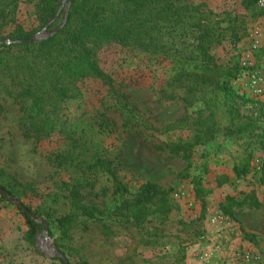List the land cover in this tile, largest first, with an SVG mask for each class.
<instances>
[{
  "label": "rangeland",
  "instance_id": "obj_1",
  "mask_svg": "<svg viewBox=\"0 0 264 264\" xmlns=\"http://www.w3.org/2000/svg\"><path fill=\"white\" fill-rule=\"evenodd\" d=\"M191 1L205 3L218 14L241 12L239 0ZM33 15L32 6L19 0L14 15L16 24L25 30L34 29L37 23ZM97 55L102 70L121 84L140 121L156 131L134 126V121L126 126L125 117L108 99L105 88L93 81L81 84V97L63 105L64 120L73 123L79 139L103 149V154L114 161L118 178L131 192L148 182L162 189L166 195L161 210L167 212H158L159 201L153 204V213L140 228L114 225L106 229L93 224L86 231L74 230L65 251L68 263L264 264L260 154L256 153L249 174L236 179L232 166L244 154L247 144L244 139L225 134L226 127L237 120L250 119L257 126H264V20L256 18L240 41L227 39L212 49L211 55L218 64L239 66L238 77L229 80L227 91L218 93L214 100L205 95L204 99L191 98L186 104L179 98H163L161 91L178 93L182 83L188 81L170 79L174 71L167 61L155 55L115 43H102ZM203 89L208 94L211 86ZM0 104V170L26 186L27 191L23 200L11 196L32 210L49 207L52 217L66 214L71 209L66 200L59 199L53 205L45 197L56 191V184L67 179L47 157L62 138L54 136L39 144L24 138L18 125L19 105L6 95H0ZM101 113L114 122L107 131L98 128ZM176 121L179 128L170 129ZM197 130L207 131L212 139L208 140L207 134L204 142L194 148L191 177L183 178L186 161L170 153L165 143L192 140ZM256 133H261V129ZM192 177L201 178L211 191L203 209L200 200L194 198ZM111 191L109 178L101 175L85 201L108 207ZM225 197L234 198L239 206ZM220 204L229 206L234 218L222 214ZM30 212L35 222L47 223L43 216ZM47 227L49 230L48 223ZM27 229L22 210L0 194V264H62L50 250L57 249L55 236L38 235L31 245L25 239Z\"/></svg>",
  "mask_w": 264,
  "mask_h": 264
},
{
  "label": "trees",
  "instance_id": "obj_2",
  "mask_svg": "<svg viewBox=\"0 0 264 264\" xmlns=\"http://www.w3.org/2000/svg\"><path fill=\"white\" fill-rule=\"evenodd\" d=\"M25 2L32 6L37 23L32 30H25L16 24L14 15L19 0H0V42L11 41L0 44V95L11 97L19 105L18 125L24 138L36 144L54 136L62 138L58 148L47 157L67 175V179L56 184V191L45 197L53 205L59 199L66 200L71 206L70 211L52 217L49 207L32 210L30 205H24L28 211L46 219L48 236H55L54 244L65 256L74 230L86 231L93 224L106 229L114 225L140 228L153 213V204L159 201L158 212L162 215L167 212L161 210L165 206L162 198L166 195L162 189L148 182L131 192L118 178L114 161L103 154V149L79 139L73 123L68 124L64 120L63 105L80 98L81 84L93 81L105 88L108 99L125 117L126 126L134 121V126L156 131L140 121L136 108L121 90V84L100 67L97 52L101 44L115 43L167 61L174 71L170 79L188 83H182L178 93L161 91L165 99L179 98L188 104L191 98L204 99L205 95H209V99L214 100L218 93L227 91L229 80L238 77L239 66L218 64L211 55L212 49L227 39L240 41L256 18L264 20V9L257 6V0H239L241 12L220 14L209 9L205 3L195 4L191 0H67L64 4L62 0ZM62 22L63 26L58 29ZM44 28L50 33L48 37L29 41ZM208 84L211 90L207 94L203 87ZM1 109L0 104V115ZM100 117L98 128L107 131L114 122L105 113H101ZM178 124L179 121L171 123L170 129L179 128ZM258 129L261 133H256ZM207 134L208 140H211L207 131L197 130L192 140L165 143L170 153L186 161L181 173L183 178L191 177V153L204 142ZM225 134L244 139L247 144L244 154L232 166L234 177H246L256 153H259L260 180L264 183V126L259 127L250 119L237 120L226 127ZM101 175L107 176L111 183V203L108 207H100L91 200L85 201L93 193ZM191 182L194 198L200 200L203 209L205 197L211 191L204 186L201 178L192 177ZM0 188L18 200L27 197L26 186L13 177L5 176L2 170ZM226 200L239 206L232 197ZM219 210L234 218L229 206L220 204ZM23 216L28 225L25 239L34 245L42 232V224L25 213ZM81 264L86 263L82 261Z\"/></svg>",
  "mask_w": 264,
  "mask_h": 264
},
{
  "label": "water",
  "instance_id": "obj_3",
  "mask_svg": "<svg viewBox=\"0 0 264 264\" xmlns=\"http://www.w3.org/2000/svg\"><path fill=\"white\" fill-rule=\"evenodd\" d=\"M66 1L67 0H62V3L64 4V3H66ZM44 31H45V28L42 30V32L44 33ZM42 32L34 35L29 41L30 42H36V41H39V40H41L43 38H46V37H48L50 35V34H47V33L43 34ZM10 42L11 41L7 40L5 42H0V44H2V43H7L8 44ZM0 194L2 196H4L6 199H8L10 201V203H12V204L16 205L18 208H20L23 213L29 215L32 219H34L36 221V219L33 216V214L30 211H28V209L24 205L19 203V201L16 198H13L8 192L3 190L2 188H0ZM41 224H42V232L39 235L44 236V238H48L49 236H48L47 223L43 221V222H41ZM50 250L53 253L52 254L53 257H56V258L60 259L62 264H68L67 259L65 258V256L58 249L51 248Z\"/></svg>",
  "mask_w": 264,
  "mask_h": 264
},
{
  "label": "built area",
  "instance_id": "obj_4",
  "mask_svg": "<svg viewBox=\"0 0 264 264\" xmlns=\"http://www.w3.org/2000/svg\"><path fill=\"white\" fill-rule=\"evenodd\" d=\"M257 6L260 8V9H264V0H257ZM254 35H255V38L257 37L258 33L257 31L254 32ZM255 44L258 43V40L255 39ZM243 65L245 66V63H243ZM249 258V256L247 255V259Z\"/></svg>",
  "mask_w": 264,
  "mask_h": 264
}]
</instances>
